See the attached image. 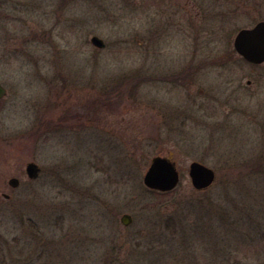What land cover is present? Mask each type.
I'll list each match as a JSON object with an SVG mask.
<instances>
[{
	"label": "rangeland",
	"instance_id": "rangeland-1",
	"mask_svg": "<svg viewBox=\"0 0 264 264\" xmlns=\"http://www.w3.org/2000/svg\"><path fill=\"white\" fill-rule=\"evenodd\" d=\"M261 20L264 0H0V264H264V62L233 48ZM155 156L171 191L143 184Z\"/></svg>",
	"mask_w": 264,
	"mask_h": 264
},
{
	"label": "water",
	"instance_id": "water-1",
	"mask_svg": "<svg viewBox=\"0 0 264 264\" xmlns=\"http://www.w3.org/2000/svg\"><path fill=\"white\" fill-rule=\"evenodd\" d=\"M91 42L97 47H102L103 43L97 37H92ZM233 48L240 57L251 64H261L264 62V20L255 23L250 28H244L237 32L233 40ZM5 89L0 85V98L5 95ZM29 178L34 179L38 176L39 168L36 164L29 162L25 168ZM188 176L191 185L195 190H204L213 184L215 180L214 171L206 165L193 161L188 167ZM146 188L158 192H168L173 190L179 182V172L175 163L169 158L155 156L150 163L142 178ZM17 178H11L9 185L16 187ZM123 225H128L131 217L123 214L120 217Z\"/></svg>",
	"mask_w": 264,
	"mask_h": 264
},
{
	"label": "flooded vegetation",
	"instance_id": "flooded-vegetation-1",
	"mask_svg": "<svg viewBox=\"0 0 264 264\" xmlns=\"http://www.w3.org/2000/svg\"><path fill=\"white\" fill-rule=\"evenodd\" d=\"M12 178H13V177H12ZM10 179H11V178H10ZM10 179H9V180H10ZM8 184H9V181H8ZM9 186H10V185H9ZM3 197H4V198H8L9 196L6 195V194H3Z\"/></svg>",
	"mask_w": 264,
	"mask_h": 264
}]
</instances>
